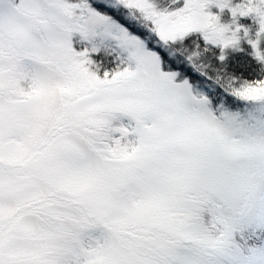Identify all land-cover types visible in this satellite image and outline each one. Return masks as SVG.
<instances>
[{
    "label": "snow or ice",
    "instance_id": "1",
    "mask_svg": "<svg viewBox=\"0 0 264 264\" xmlns=\"http://www.w3.org/2000/svg\"><path fill=\"white\" fill-rule=\"evenodd\" d=\"M0 264H264V0H0Z\"/></svg>",
    "mask_w": 264,
    "mask_h": 264
}]
</instances>
